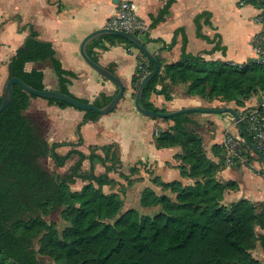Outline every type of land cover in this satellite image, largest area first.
Masks as SVG:
<instances>
[{"label": "trees", "instance_id": "16d2710c", "mask_svg": "<svg viewBox=\"0 0 264 264\" xmlns=\"http://www.w3.org/2000/svg\"><path fill=\"white\" fill-rule=\"evenodd\" d=\"M164 1L158 16L152 18V28L166 19L176 2ZM201 18H196L199 37H203ZM28 28L29 36L9 63V79L17 77L43 91L46 89L44 72H27L25 68L31 62H50L59 80V91L74 97L68 89V78L76 75L62 67L51 43L39 40L38 33L25 27ZM180 34L183 45L179 61L164 65L160 56L155 55L161 70L146 86L142 98L146 109L166 113L149 102L152 94L164 95L171 100L167 88L156 89L161 79L169 80L172 85L187 84L190 96L210 102H234L237 111L246 107V102L253 96L264 95V69L257 63L234 65L206 60L202 54H189L184 30L176 32L169 49L177 43ZM101 39L113 45L124 43L136 48L122 37L109 35L95 42ZM100 47L105 49L103 44ZM146 63L151 72L153 63L148 59ZM109 70L114 73L115 67ZM139 72L138 69L133 78L136 90L143 79ZM31 98L36 97L15 86L12 103L0 113V264H41L39 255L50 258L53 263L49 264H263L252 251L258 244L264 250V234L257 230L264 231V203L255 205L241 200L223 204L226 192L236 190L238 185L217 180L218 171L226 164L225 158L215 163L207 157L203 139L185 128L191 123L190 114L164 119L173 121L174 126L169 131H160L155 143L158 149L180 146L181 176L193 179L195 183L190 186L180 181L161 183L154 177L153 184L170 194L159 195L153 188H145L140 205L146 209H159L155 214L147 215L135 208L124 211L122 196L104 191L105 186L117 182L108 174H94L96 163L105 166L107 173L119 172L118 149L103 147L104 157L96 154V150L89 155L78 150L59 155L56 151L63 144L49 148L37 126L26 116ZM111 100L101 95L93 105L104 107ZM2 101L3 97L0 106ZM48 101L61 108L69 107L61 101ZM99 117L95 112L87 111L78 133L82 125L95 122ZM47 150L51 151L59 168L64 167L73 155H78L79 161L67 176L50 173L39 162L47 156ZM248 154L247 163L261 161L250 151ZM85 160L92 164L90 174H80ZM136 171L135 167L131 168V175ZM120 176L127 177L123 173ZM76 179L86 182L79 191L71 188ZM59 210L67 224L61 232L55 223L44 220V216Z\"/></svg>", "mask_w": 264, "mask_h": 264}, {"label": "crops", "instance_id": "0c3cea01", "mask_svg": "<svg viewBox=\"0 0 264 264\" xmlns=\"http://www.w3.org/2000/svg\"><path fill=\"white\" fill-rule=\"evenodd\" d=\"M120 0H2L0 2V98L4 96L5 86L9 80V63L17 50L29 36V28L38 33L41 41L52 44L55 57L62 67L76 75L68 78L69 92L77 99L93 104L101 95L113 98L117 87L94 71L80 54L83 39L94 32L107 27L109 21L117 16ZM137 4V14L143 20L148 31L140 36L148 50L159 55L164 65L180 60L183 37L180 34L177 43L169 49L177 31L184 30L187 37L186 51L192 55L202 54L206 60L229 62L244 65L256 58L253 44L263 31V26L255 21L258 6L249 4L241 7L239 0H176L166 19L152 28V18L158 16L164 7V0H131ZM200 19L201 34L198 36L196 18ZM102 38V37H101ZM99 39V38H97ZM93 40L87 47L88 54L97 62L110 69L115 67V74L124 82L126 91L117 108L97 121L78 127L83 123L86 111L73 107L61 108L51 104L47 99L31 98L26 116L37 126L41 137L49 148L54 144H63L57 149L59 155H66L78 150L89 155L92 150L104 157L103 147L115 146L119 151L121 169L119 172H108L101 163L94 166V174H108L117 183L105 186L108 194L118 193L124 199L126 209L129 205V192L121 194L110 191L111 187H120L129 181L133 194L137 193V204L140 205L141 192L151 187L156 192L161 189L153 184L154 177L161 183L180 181L185 186L195 180L182 177L180 171L182 154L180 146L158 149L155 137L160 131H169L174 122L164 119H153L140 114L134 105L136 87L133 78L138 73L140 64L147 58L141 51L124 43L112 44L101 39ZM103 44L105 49L101 48ZM26 71L44 72V85L47 90H60L59 80L50 62H31L26 64ZM167 88L171 100L164 95L152 94L149 102L156 108L173 112L183 108H233L234 102L225 103L215 100H204L187 93V84L172 85L169 80L161 79L156 89ZM263 96H253L246 102V107L257 106ZM191 123L185 128L198 134L203 139L207 157L219 163L225 157L222 143L229 134L238 135V126L231 114H190ZM50 158H52L50 156ZM73 165L79 161L78 155L69 160ZM68 161V162H69ZM54 162V161H53ZM67 164V163H66ZM66 167V165L64 166ZM62 167V168H64ZM90 160L83 161L80 174H90ZM136 168L131 175V168ZM59 168V167H58ZM71 172V171H70ZM69 172V173H70ZM67 173V174H69ZM123 173L125 177H121ZM120 176V179H118ZM217 180L221 183L235 182L238 188L225 194L223 204L230 205L241 200H248L255 205L264 203V165L261 161L224 165L218 173ZM125 178V179H124ZM77 183L86 184L81 179ZM76 190V191H79ZM158 193V192H157ZM159 194V193H158ZM160 195V194H159ZM128 206V208H127ZM141 207V206H140ZM136 209V208H135ZM259 233L264 234L260 228ZM253 256L264 264V250L258 244L252 251ZM257 254V255H256Z\"/></svg>", "mask_w": 264, "mask_h": 264}, {"label": "water", "instance_id": "95a60500", "mask_svg": "<svg viewBox=\"0 0 264 264\" xmlns=\"http://www.w3.org/2000/svg\"><path fill=\"white\" fill-rule=\"evenodd\" d=\"M109 35H113V36H118V37H122L125 38L126 40H128L129 42H131L134 46H136V48H138L146 57L148 60H150L153 65H154V69L149 72L140 82V85L136 91L135 94V99H134V105L136 110L147 117L150 118H157V119H172L174 117L180 116V115H185V114H193V113H200V114H231L238 126L239 132L241 134V136L243 137V140L245 141V144L248 146L249 149H251L261 160V163L264 165V154L259 151L255 145L252 143V141L250 140L248 134L246 133L244 124L242 123L240 116L238 114V111L227 107V108H183L177 111H173V112H156V111H151L146 109L143 105H142V98L146 89V86L148 85V83L153 80L158 73L161 70V64L158 60V58L152 54L148 48L146 47V45L141 41L140 38H138L137 36L130 34L128 32H124V31H119V30H115V29H110V28H102L99 30H95L94 32L90 33L89 35H87L80 46V54L83 57V59L85 60V62L94 70L96 71L98 74L102 75L104 78H106L107 80H109L110 82H112L116 87H117V93L116 95L112 98V100L104 107H97L91 103H84L81 102L80 100L64 94L60 91H55V90H37L35 88H33L32 86L28 85L27 83H25L24 81H22L21 79L17 78V77H13L10 78L5 86V90H4V96H3V101L2 104L0 106V113H2L4 110H6V108L12 103L13 98H14V87L15 86H19L22 88V90L26 93H28L29 95L35 96L36 98H42V99H53V100H57V101H61L66 103L67 105H69L70 107L82 110V111H92L95 112L96 114H98L99 116H103V115H108L111 114L119 105V103L121 102V100L123 99L124 95H125V91H126V87L124 82L112 71H110L109 69L101 66L97 61H95L91 56H89L88 51H87V47L88 45L95 39L100 38V37H104V36H109ZM44 149L46 150V148L44 147ZM47 156L50 157L51 156V151L47 150Z\"/></svg>", "mask_w": 264, "mask_h": 264}, {"label": "built area", "instance_id": "2783aa9c", "mask_svg": "<svg viewBox=\"0 0 264 264\" xmlns=\"http://www.w3.org/2000/svg\"><path fill=\"white\" fill-rule=\"evenodd\" d=\"M239 6L244 7L249 4L258 6V14L255 21L263 26V31L257 36L253 44L256 58L254 60L264 69V0H239ZM137 4L131 0H120L117 16L112 18L107 28L128 32L140 38L148 31L143 20L137 14ZM149 64L144 63L139 66V74L143 78L149 73ZM240 119L246 127V133L255 147L264 154V95L263 100L257 106L240 108L238 111ZM225 152L226 165L232 166L237 163H247L249 151L257 156L245 144L239 130L238 135L229 134L222 143ZM258 157V156H257Z\"/></svg>", "mask_w": 264, "mask_h": 264}, {"label": "rangeland", "instance_id": "374dc122", "mask_svg": "<svg viewBox=\"0 0 264 264\" xmlns=\"http://www.w3.org/2000/svg\"><path fill=\"white\" fill-rule=\"evenodd\" d=\"M0 2H2V0H0ZM218 101L221 103L220 100H218ZM219 108H226V107H224L222 105V107H219ZM219 108H217V109H219ZM236 108H237V106L233 107V109H236ZM224 155H225V153H224ZM39 162H40V165L46 171L60 175V176H63V177L69 175L67 173H69L71 171L72 168L70 166L73 164L72 161H69V162H67L66 167L58 168L56 166V164L53 162V159L48 157V156L42 157L39 160ZM118 179H120V176H118ZM125 181H126L125 185L120 186L119 188L117 186L111 187L110 191H112V192L118 191L119 193L125 194V195L127 192H129V196H128L129 205L132 206V208H136L137 210H139L142 214L153 215L159 210L158 208L146 209V208L142 207L141 205L137 204V193L133 194L134 191L132 192V190H130V188H129L131 186V185H129V181L128 180H125ZM81 185H82V183H77V185L72 190L73 191L79 190L81 188ZM156 189H157V192L161 195V189H159V188H156ZM127 208H128V206H127ZM126 210L127 209L125 207L124 211H126ZM61 211L62 210L55 211L48 216H44V220H46V222H48V223H55L57 229L60 232L63 231L64 228L67 226L66 222L61 218ZM37 248H38V246H37ZM38 260L40 261L41 264L53 263V261L50 258L41 256V255L38 256Z\"/></svg>", "mask_w": 264, "mask_h": 264}]
</instances>
